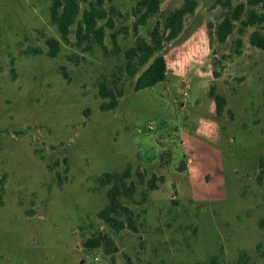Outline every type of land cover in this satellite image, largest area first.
<instances>
[{"label": "rangeland", "instance_id": "obj_1", "mask_svg": "<svg viewBox=\"0 0 264 264\" xmlns=\"http://www.w3.org/2000/svg\"><path fill=\"white\" fill-rule=\"evenodd\" d=\"M139 1L105 2L102 48L77 46V24L63 42L51 0H0V264H264V0H195L174 39L165 19L187 0L136 30ZM155 28L167 78L137 91L127 52ZM107 172L136 184L121 198L136 230L100 218ZM101 234L113 245H86Z\"/></svg>", "mask_w": 264, "mask_h": 264}, {"label": "trees", "instance_id": "obj_2", "mask_svg": "<svg viewBox=\"0 0 264 264\" xmlns=\"http://www.w3.org/2000/svg\"><path fill=\"white\" fill-rule=\"evenodd\" d=\"M51 18L58 26L61 34V39L65 43H70L71 26L77 24L76 30V45L80 46L84 41L98 42L102 48L104 44V30L98 25V21L105 19L107 16L104 4L110 0H90L89 8L83 12L82 21L78 22L77 17L80 13V4L78 0H51ZM195 0H187L184 6L172 13L166 19L164 27L168 31L170 39L176 38L183 29L184 19L187 13L192 12L195 7ZM160 7V0H140L137 3V21L135 23L136 30L141 25H145L146 21L155 14ZM234 30V23L232 18H225L218 28L217 37L220 42H225L228 36ZM151 40L138 33L136 44L128 52L129 59H135L133 64V72L141 67H145L138 77L135 89L137 91L149 88L163 82L167 78V62L162 51V38L160 36L159 28H155L150 34ZM60 40L48 39L49 46L48 55L56 57L61 46ZM251 43L259 48L264 49V35L256 32L251 38ZM34 53H42L41 50H33ZM27 54L30 51H26ZM132 66V65H131ZM100 94L103 98L110 99V107H115L119 101V94L110 86L100 84ZM217 101H224L222 96L216 97ZM261 173L259 179L264 181V160L260 161ZM128 172L124 173H105L100 182L103 184H111L107 191L108 203L99 212V216L111 227L116 230H122L128 227L136 230V222L132 209L124 205L121 201L123 196L132 197L136 191V184L134 182L127 183ZM119 216H124L125 220L119 219ZM102 243L113 245L112 239L101 234L98 238L89 241L86 244L89 247H99Z\"/></svg>", "mask_w": 264, "mask_h": 264}]
</instances>
